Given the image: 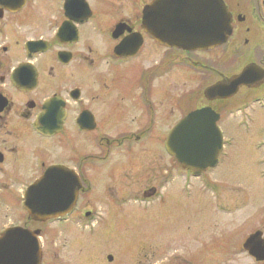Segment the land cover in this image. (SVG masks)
Wrapping results in <instances>:
<instances>
[{"label": "flooded vegetation", "instance_id": "af4514ba", "mask_svg": "<svg viewBox=\"0 0 264 264\" xmlns=\"http://www.w3.org/2000/svg\"><path fill=\"white\" fill-rule=\"evenodd\" d=\"M154 1L0 0V237L14 227L30 231L39 241V264L47 259V226L62 227L64 238L87 233L76 239V252L88 247L86 236H102L110 222L117 230L121 210L164 201L177 181L184 198L194 197L197 188L212 195L213 211L207 209L214 214H236L252 203L245 197L233 205L221 200L214 172L235 142L229 127L253 133V119L264 113V0H222L231 31L226 41L206 49L163 41L161 31L169 27L162 24L161 9L152 17L146 13ZM234 79L242 81L238 87ZM218 84L222 89L208 93ZM178 86L185 91L178 93ZM204 111L215 119L224 147L217 164L195 176L169 152L167 141L182 119ZM160 129L169 130L165 137ZM147 142L153 147L139 151L134 167L110 173L108 166ZM255 147L264 152V138ZM150 152L170 166L158 178L162 170L155 164L147 186H139L145 180L132 184L129 179L145 169ZM257 165L264 179V157ZM50 169L72 183L77 178L80 186L67 213L37 219L26 207V194ZM97 179L106 191L100 207L90 200ZM258 224L239 249L246 252L244 241L254 233V250L264 247ZM93 255L90 248L81 264H90ZM107 260L112 263L113 254Z\"/></svg>", "mask_w": 264, "mask_h": 264}, {"label": "rangeland", "instance_id": "374dc122", "mask_svg": "<svg viewBox=\"0 0 264 264\" xmlns=\"http://www.w3.org/2000/svg\"><path fill=\"white\" fill-rule=\"evenodd\" d=\"M181 91H185V87L178 86V93ZM252 127L253 133L249 134L242 129L229 127L227 135L233 136L235 142L227 148L229 155L226 161L214 172L222 188L221 200L233 205L245 197L252 201L248 208L236 214L211 213L207 208L213 211L212 195L202 194L197 188L194 197L184 198L179 192L181 182L177 181L167 190L164 201L150 209L133 205L129 211L128 208L121 210L117 230L112 231L116 226L110 222L102 236H86L88 247H76V252V239L87 233L78 230L77 237L68 231L72 237L68 235L64 238L67 232L62 234V227L47 226L42 240L47 252L45 264L84 263L90 248L94 253L90 264H255V260L242 246L240 249L238 246L258 223L264 231V221L259 222L258 219L260 209L264 213V179L260 177L261 167L257 165V160L264 157V152L255 147L256 140L264 138V113L256 115ZM159 131L160 136L165 137L169 130ZM152 147L151 142L133 147L122 155L120 162L108 166V170L115 174L123 168L134 167L139 151ZM151 153L141 174L129 179L132 184L137 180H145L150 174L155 175V164L160 165L162 170L158 178L164 172V167L170 166V162L156 161L158 154ZM95 183L96 190L90 200L93 205L100 207L105 191L102 187L104 181L97 179ZM144 185H148L146 180L145 184L139 186ZM55 252H58L57 256ZM108 254L114 256L112 263L107 260Z\"/></svg>", "mask_w": 264, "mask_h": 264}, {"label": "water", "instance_id": "95a60500", "mask_svg": "<svg viewBox=\"0 0 264 264\" xmlns=\"http://www.w3.org/2000/svg\"><path fill=\"white\" fill-rule=\"evenodd\" d=\"M146 8L148 17H152L153 10L162 11V24L169 29L161 31V39L186 49H206L219 45L226 41L231 31L229 15L222 0H155ZM232 82L238 87L242 81L234 79ZM219 89H222L221 84L210 87L208 93ZM234 91L236 88L230 93ZM230 93L221 95L227 97ZM221 140L215 119L209 111H204L178 123L169 135L167 146L184 165L204 168L212 163L220 151ZM57 172V169L49 170L28 189L26 205L34 218L57 215L74 203L80 182L76 178V183H72L67 175H57ZM252 239H248L246 247H250ZM250 251L257 259H264V248L255 252L250 247ZM22 252L27 253L26 264H39L38 238L30 231L16 227L1 235L0 264H12L11 253L16 254L17 264H25L21 261Z\"/></svg>", "mask_w": 264, "mask_h": 264}]
</instances>
